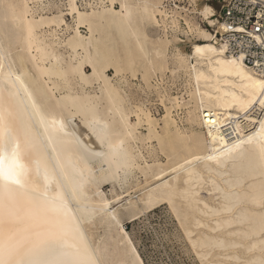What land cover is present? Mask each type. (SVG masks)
I'll list each match as a JSON object with an SVG mask.
<instances>
[{
    "label": "bare ground",
    "instance_id": "1",
    "mask_svg": "<svg viewBox=\"0 0 264 264\" xmlns=\"http://www.w3.org/2000/svg\"><path fill=\"white\" fill-rule=\"evenodd\" d=\"M189 1L0 0V152L20 164L0 180L4 264H143L122 226L159 204L203 262L264 264V76Z\"/></svg>",
    "mask_w": 264,
    "mask_h": 264
},
{
    "label": "rangeland",
    "instance_id": "2",
    "mask_svg": "<svg viewBox=\"0 0 264 264\" xmlns=\"http://www.w3.org/2000/svg\"><path fill=\"white\" fill-rule=\"evenodd\" d=\"M94 1H97V0H94ZM219 1L221 0H197L196 3L198 7H201V5L203 4L209 5L215 11L214 15L215 17H217L218 13L220 12ZM90 3L92 5L96 4V3L93 4L91 1ZM77 5L80 8L85 7V6H81L80 4H78V2H77ZM167 6L168 8H171V9H174V6L184 7L188 9L189 6H193V4L189 0H168ZM215 17L212 18V20H215ZM197 21L203 29L210 31V29L208 28L209 25L205 21H202L201 19H198ZM80 32L82 35L86 34V30L83 28L80 29ZM179 39L182 41L181 42L182 44L180 43V48L185 53L190 52L191 43L201 42L199 40L197 41V39L195 38H192L190 41H188L183 35L182 36L179 35ZM85 70L87 74L90 72L88 68H85ZM130 74L131 73L128 71L123 73V75H126L127 78H131ZM106 75L108 78L112 80L113 83H115L114 81H117V78L114 76L115 73L113 69H109L106 72ZM136 76H137L136 77L137 79H133L131 81L134 85L141 83L139 74H136ZM166 77H170V78H166ZM164 79H165L164 80L165 82H163V84L165 83L164 87L170 88L171 90L170 93L172 96H176V93H177L176 91L183 89L182 87V85L184 84L183 78L177 79L176 77L174 78L176 81L172 82V80H174L173 77L169 76V73L168 74L166 73V76ZM121 88L125 90L126 92L128 91L124 89L122 86ZM129 91L133 95L132 96L133 102L134 103L137 102L135 100L136 97L133 91L131 90V88ZM183 93H184V90L181 94ZM140 95H141V98H143V94H140ZM152 97H153L152 98L153 102L151 103L152 104L151 110L154 113L153 115H156L154 116L156 119L162 118L161 116H163L164 113L161 108V105L159 104L158 100L156 101L154 94H152ZM132 121H134L133 117H132ZM141 131L143 132L144 128ZM152 143H151V146L157 150L156 143L155 142H152ZM157 153H158L159 159L161 158L160 161L162 163H165L166 160L164 156L159 154V152ZM119 185L122 186L121 183ZM101 191L105 193L108 198H111L116 193H118L120 190L117 184L107 183L101 187ZM137 194L138 192L131 193V195L133 196H136ZM122 228H123L124 233L129 237L130 242L135 248L143 264H205L206 263V262H203V260H201L196 254L188 238L185 237L186 235L183 232L178 220H176L173 212L171 211V209H169L167 204H159L155 206L154 208L146 211L145 213L140 214L134 220L124 221ZM208 259L210 260V258ZM206 264H209V263L207 262Z\"/></svg>",
    "mask_w": 264,
    "mask_h": 264
},
{
    "label": "built area",
    "instance_id": "3",
    "mask_svg": "<svg viewBox=\"0 0 264 264\" xmlns=\"http://www.w3.org/2000/svg\"><path fill=\"white\" fill-rule=\"evenodd\" d=\"M77 2L84 4V0ZM219 3L220 12L217 17L214 15L215 21L224 24L227 30L217 33L216 25L208 26L210 33L226 45L228 55L264 76V5L259 0H221Z\"/></svg>",
    "mask_w": 264,
    "mask_h": 264
},
{
    "label": "snow or ice",
    "instance_id": "4",
    "mask_svg": "<svg viewBox=\"0 0 264 264\" xmlns=\"http://www.w3.org/2000/svg\"><path fill=\"white\" fill-rule=\"evenodd\" d=\"M264 88V85L261 86ZM264 95V93H261ZM264 104V100L261 101ZM20 167L19 161L16 157V153L7 154L0 152V180L8 181L11 183H19L18 180V169ZM0 264H4V261L0 259ZM40 264V262H36ZM44 264H57L56 261H46Z\"/></svg>",
    "mask_w": 264,
    "mask_h": 264
}]
</instances>
